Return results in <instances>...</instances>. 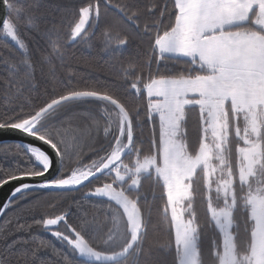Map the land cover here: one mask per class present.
I'll use <instances>...</instances> for the list:
<instances>
[{
	"label": "snow or ice",
	"instance_id": "6c2138e0",
	"mask_svg": "<svg viewBox=\"0 0 264 264\" xmlns=\"http://www.w3.org/2000/svg\"><path fill=\"white\" fill-rule=\"evenodd\" d=\"M2 2L9 15L0 19V38L10 40L19 50L8 48L10 55L0 51V64L8 73L5 100L12 103L23 96L25 87H34L37 63L20 35V22L35 29L45 42L48 51L37 48L36 52L50 73L56 69L54 59L63 62L66 51L56 24L41 30L36 23L37 13L32 9L41 0H32L28 8L22 0ZM101 4L117 17L102 30L106 51L115 55L127 48L131 37L121 24L149 40L147 79L143 67L131 60L126 66L122 62V78L130 82L133 95L146 92V115L152 125L150 148L145 150L137 142L139 107H128L107 90L73 88L42 105L30 106L29 111L21 109L0 120V129L20 131L47 145L55 161L40 146L15 145L33 167L3 173L0 188L17 180L37 182L17 185L0 206V215L30 194L77 192L100 181L84 196L101 198L103 222H97L95 215L89 221L85 212L78 230L68 222L69 213L62 211L31 224H17L16 229L42 227L65 243L80 264H141V256L148 255L143 243L150 220L146 197L141 203L142 181L150 179L162 188L166 198L162 211L173 234L171 240L157 242L158 248L165 253L174 251V264H204L201 224L194 206L202 181L208 223L220 237L211 242L214 264H264V0H163L158 13L155 0L143 11L129 0H91L68 20V42L89 38V29L100 21ZM59 11L71 13L68 8ZM143 12L155 19L141 23ZM176 65H182V70L173 72ZM162 68L166 69L163 73ZM82 101L101 103L103 123L92 113L60 119L62 110ZM193 108L199 111L200 133L194 151L186 128L187 113ZM101 128L106 146L90 147L93 155L85 163L84 142L91 139L94 143ZM69 134L70 141L66 139ZM233 136L242 141L236 146L235 162L230 147ZM66 159L72 167H66ZM57 162L58 174L49 178ZM238 209L246 214L241 217L248 234L243 246L237 240ZM17 243L28 241H14L7 246L9 251ZM49 246L50 242L41 239L35 247L22 250L19 258L30 264ZM64 260L72 264L67 256ZM0 264H11V260L0 256Z\"/></svg>",
	"mask_w": 264,
	"mask_h": 264
},
{
	"label": "trees",
	"instance_id": "16d2710c",
	"mask_svg": "<svg viewBox=\"0 0 264 264\" xmlns=\"http://www.w3.org/2000/svg\"><path fill=\"white\" fill-rule=\"evenodd\" d=\"M31 2L32 0H22L25 8H28ZM89 2L91 0H41L39 7L32 9L37 13L36 23L41 30L51 28L53 24H56L61 30V43L65 45L66 55L63 62L54 59L53 62L56 65L54 74L49 72L46 65L39 63L36 49L40 48L48 51L45 42L40 39L39 33L25 23H19L18 30L20 35L28 43L33 53V59L37 61L34 87H25L23 96L12 103L6 102L5 80L8 79V73L4 70L5 66L0 64V120L20 112L21 109L29 111L30 106L42 105L50 98L73 88L88 87L107 90L117 95L128 107L133 109L139 107L141 120L139 127L136 129L137 142L145 150H148L150 148L152 125L146 115L147 95L146 92L143 95L132 94L134 90L130 89V82H126L122 78V62L126 66L127 61L131 60L142 66L144 78L147 79L148 68L146 65L150 53L149 40L142 32H136L130 25L121 24L120 28L131 37L127 48L115 55L110 51H106L102 42V30L113 24L117 17L114 11L111 9L106 10L101 4L100 21L89 29V38L87 40L68 42L66 38L68 20L73 18L72 13H78L79 7L85 6ZM129 2L139 6L143 11L145 6L152 3L153 0H129ZM155 2L158 6V13L159 6H162L163 0H155ZM60 8L71 9V13L65 15L59 11ZM62 17L64 18L62 19ZM153 19H155V16H150L147 12H143L141 23ZM0 33H2V29ZM8 48L19 51L13 42L0 38V51H3L5 55H10ZM167 63L169 65L172 64V62ZM155 67V64H153V72H155ZM182 67V65H176L172 71H180ZM165 71L166 69H161L162 73ZM100 109V102H77L62 110L63 114L60 119H64L74 113H92L103 123ZM56 123H59V121H56ZM186 128L189 146L194 151L198 147L200 135L198 108L188 111ZM66 139L70 141L71 134L66 136ZM106 143L101 128L99 136L96 137L94 143L91 139L84 142V162L87 163L93 155L89 150L90 147L99 148L102 145L106 146ZM238 143L242 145V141H238L234 136L230 138L233 162H235V150ZM17 144L19 143H0V175L17 167H33V163L29 160L26 153L15 147ZM65 163L66 167L73 166L67 159ZM98 183L100 181H94L93 184L81 188L77 192L40 191L30 194L26 200L20 201L7 209L5 214L0 217V256L9 258L11 264H24V261L19 258L20 252L24 249L35 247L42 239L45 243L50 242V246L42 248L37 253V258L34 261H30V264H65V256L72 260V264H80V258L72 257L65 243L56 240L51 236L50 232L44 231L42 227L33 226L30 229L17 230L16 225L31 224L34 219H40L44 215L59 214L62 211L69 213L68 222L77 227L78 230L85 212L88 214L87 218L89 221L95 215L97 222H103L106 218L100 211L102 206L101 198H85L84 196V193L89 188ZM144 197H146V206L150 209V220L148 223V234L143 243L144 251L148 255L147 257L141 256V264H153V262L155 264H174V251L165 253L157 246V242L169 241L173 236L169 220L162 211L166 200L162 195V188L159 185H155L152 180L144 179L142 181V205L145 203ZM194 206L198 222L201 224V249L204 264H214L211 256V242L213 239L219 240L220 237L214 226L208 223L202 181L197 189ZM242 216L246 218V214H243L238 209L236 218L241 227L237 240L241 246L248 238V234L243 231ZM57 227L63 230V225ZM24 240H27L28 243H17L16 247L9 251L8 245L14 241Z\"/></svg>",
	"mask_w": 264,
	"mask_h": 264
},
{
	"label": "water",
	"instance_id": "95a60500",
	"mask_svg": "<svg viewBox=\"0 0 264 264\" xmlns=\"http://www.w3.org/2000/svg\"><path fill=\"white\" fill-rule=\"evenodd\" d=\"M8 15V9L6 5L0 0V19L7 18ZM1 30V29H0ZM6 142H16L19 144H35L37 146H40L43 148L46 152H48L50 155L53 156V159L55 161V155L52 152V150L47 146L41 144L39 141L34 140L32 137L27 136L26 134L11 130V129H0V143H6ZM59 168L58 162L55 164L54 169L49 173V178L56 176L57 169ZM40 178H37L39 180ZM25 182H37V181H30V180H17L12 181L9 184L4 185L2 188H0V206H2L9 198L11 191L19 184L25 183ZM1 217V215H0Z\"/></svg>",
	"mask_w": 264,
	"mask_h": 264
}]
</instances>
